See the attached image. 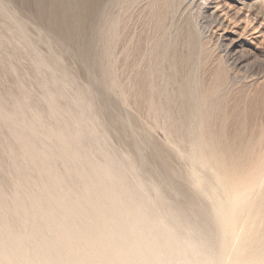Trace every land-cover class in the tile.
Returning a JSON list of instances; mask_svg holds the SVG:
<instances>
[{
    "label": "rangeland",
    "instance_id": "374dc122",
    "mask_svg": "<svg viewBox=\"0 0 264 264\" xmlns=\"http://www.w3.org/2000/svg\"><path fill=\"white\" fill-rule=\"evenodd\" d=\"M224 1L233 9L220 24L198 0H0V111L20 109L50 126L91 115L86 124H98L109 154L134 158L169 203L180 211L190 203L205 207L207 199L185 176L193 136L179 142L170 132L182 118L184 88L199 95L220 76L210 130L220 131L225 113V131L243 124L245 138H256L254 156L264 152V0ZM247 21L255 28L244 29ZM144 85L157 113L139 94ZM47 96L64 109L57 118L48 113ZM81 99L92 113L83 112ZM9 130L0 122V182L7 193L14 172L9 148L18 149ZM40 135L43 141L47 134ZM97 147L92 140L83 148L95 154ZM261 169L245 193L264 189V163Z\"/></svg>",
    "mask_w": 264,
    "mask_h": 264
},
{
    "label": "bare ground",
    "instance_id": "6f19581e",
    "mask_svg": "<svg viewBox=\"0 0 264 264\" xmlns=\"http://www.w3.org/2000/svg\"><path fill=\"white\" fill-rule=\"evenodd\" d=\"M198 1L220 24L233 9L224 0ZM252 26L247 21L242 27ZM219 77L199 95L184 88L178 102L182 118L170 130L179 142L193 136L185 176L195 194L207 199L205 207L193 202L185 211L166 200L159 184L140 175L134 158L109 154L98 124H86L91 115L50 126L20 109L1 110L0 122H8L18 149L9 148L11 191L0 182V264H264V189L244 192L253 174L263 172L264 152L254 156L256 138H245L243 124L237 132L225 131V113L220 131L210 130ZM148 92L144 85L139 94L157 113ZM83 100L78 105L91 112L93 106ZM47 102L50 116L64 111L50 96ZM92 140L95 154L83 148ZM39 143L41 149L35 147Z\"/></svg>",
    "mask_w": 264,
    "mask_h": 264
}]
</instances>
